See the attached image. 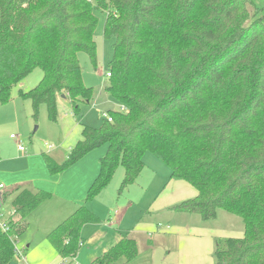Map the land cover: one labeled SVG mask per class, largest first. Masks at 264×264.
I'll return each mask as SVG.
<instances>
[{
  "label": "trees",
  "instance_id": "trees-1",
  "mask_svg": "<svg viewBox=\"0 0 264 264\" xmlns=\"http://www.w3.org/2000/svg\"><path fill=\"white\" fill-rule=\"evenodd\" d=\"M258 1L0 0V103L39 67V82L18 93L35 119L45 105L49 120L57 121L58 97L75 116L80 103L93 99L77 54L86 52L96 64L97 11L105 12L104 37L113 39L104 90L125 109L105 108L98 127L82 123L81 138L62 162L44 155L56 174L106 145L84 203L46 236L56 254H77L82 226L98 221L86 202L118 166L121 194L150 152L169 168L170 179L195 189L174 211L203 221L219 211L240 218L242 236L215 240L214 264H264V1ZM48 196L25 188L13 198L10 228L0 231V264L12 260L28 214ZM137 254L136 241L124 235L92 264H124Z\"/></svg>",
  "mask_w": 264,
  "mask_h": 264
},
{
  "label": "crops",
  "instance_id": "crops-1",
  "mask_svg": "<svg viewBox=\"0 0 264 264\" xmlns=\"http://www.w3.org/2000/svg\"><path fill=\"white\" fill-rule=\"evenodd\" d=\"M20 90L25 91L18 87L8 102L0 103V184L4 185L1 199L12 196V202L17 193L25 188L43 190L49 196L28 214L27 228L17 238V246L22 248V260L16 261L12 257L7 264H86V261L92 264L98 255L124 235L133 238L138 249L137 257L125 264H141L138 258L143 251L146 254L144 264H214L215 240L218 237L242 236L241 220L224 211L219 212L213 221H203L196 214L174 211L173 206L194 197L196 192L185 181L170 179L169 173L162 187L152 196L146 211L137 215L131 226H124L122 222L135 200L128 198L124 205L112 211L116 204L110 199L108 187L103 188L85 204L98 221L82 226V244L77 254L73 258L56 254L46 236L84 203L86 192L99 173V160L106 151V145L88 152L65 171L51 174L44 155L61 162L68 152L52 148L43 151L32 142V138H29L30 147L25 146L24 151L17 148L18 140L22 142L21 132L30 129L33 122L31 103L19 96ZM59 100L67 99L58 98V103ZM68 116H58L60 125L56 124V131L66 142L69 141L66 144L69 150L81 138V132L80 125ZM11 134L19 138H12ZM61 143L62 140H59V145L64 146ZM126 189L129 193L130 185ZM2 211L7 216L11 215L12 205L8 213ZM139 243L143 251L139 249Z\"/></svg>",
  "mask_w": 264,
  "mask_h": 264
},
{
  "label": "rangeland",
  "instance_id": "rangeland-1",
  "mask_svg": "<svg viewBox=\"0 0 264 264\" xmlns=\"http://www.w3.org/2000/svg\"><path fill=\"white\" fill-rule=\"evenodd\" d=\"M263 1L264 0H259L258 2L261 4ZM96 14L98 16V23L94 31L96 64H92L86 52L81 51L77 54L78 62L82 68V80L86 86L92 87L94 92L93 99L89 103H80L79 113L76 116L73 115L71 105L67 100H59L60 102L58 103L59 118L64 114L69 115L68 117H72L74 121L80 125V132L82 123L93 127H98L101 124L103 118V109L108 107L113 109L120 108V105L104 90L105 86L108 84L106 71L108 70V64L112 57L113 39H106L103 35L105 12L97 11ZM41 77L42 70L39 67H35L29 74L23 77L17 83V85L12 87L11 94L18 87L23 88L25 91L33 88L39 82ZM28 103L30 104V101ZM31 120L33 121L31 128L26 129V131L21 132L20 134V138L24 146L30 147L29 138H32V142H34L36 145H39L43 151L48 150V148H52L63 152H68L66 144L69 143V141L66 142L65 138H61V133L59 134L56 131V124L59 123L60 125V120L58 119L57 122L49 120L45 105L40 106L38 117L35 119L31 116ZM77 132H79V130ZM59 140H62L63 143L61 144H63L65 147L59 145ZM70 143H72V141H70ZM143 161L145 164L144 168L138 178L132 184H130L129 193L127 192V189H125L121 194H118V188L124 173L122 166H118L116 168L109 183L107 184V190L110 193V199H112V201L116 204L112 208V211L118 209V206L124 205L128 198L135 200L134 206H131L127 209V216L122 222V225L124 226H131V222L134 220V218H136V216L141 212L146 211L147 205L151 198H153L158 190L162 187L170 173L169 168L150 152H145ZM11 198L12 196H5L1 199L2 209L5 211V213H8L11 208ZM217 223L220 224V221ZM142 247V244L139 243L140 250L143 249ZM145 256V251H143V254H141L138 258L141 264L146 263L144 259ZM86 264L91 263L86 261Z\"/></svg>",
  "mask_w": 264,
  "mask_h": 264
},
{
  "label": "built area",
  "instance_id": "built-area-1",
  "mask_svg": "<svg viewBox=\"0 0 264 264\" xmlns=\"http://www.w3.org/2000/svg\"><path fill=\"white\" fill-rule=\"evenodd\" d=\"M109 74L106 73V76H108ZM120 110H124V107L119 108ZM104 116L107 118V120H111V117L107 114H104ZM12 138L18 139V135L15 134H11L10 135ZM50 147V146H49ZM17 148L20 151H24L25 150V146L22 144V142L20 140H18V145ZM4 190V185L0 184V231L6 232L9 230L10 225H11V215L7 216L3 213L2 209H1V192ZM82 243H80L81 245ZM13 246H14V252H13V259H15L16 261H20L22 260V248H18L17 246V239H14L13 242ZM61 264H64V262H62Z\"/></svg>",
  "mask_w": 264,
  "mask_h": 264
}]
</instances>
